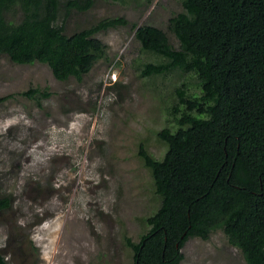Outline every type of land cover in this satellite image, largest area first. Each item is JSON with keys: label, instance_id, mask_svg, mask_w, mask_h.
Listing matches in <instances>:
<instances>
[{"label": "rangeland", "instance_id": "374dc122", "mask_svg": "<svg viewBox=\"0 0 264 264\" xmlns=\"http://www.w3.org/2000/svg\"><path fill=\"white\" fill-rule=\"evenodd\" d=\"M183 10V0H96L74 11L69 34L115 15L136 23L97 33L108 58L81 81L0 54V96H7L0 102V196L12 198L0 210V249L11 264H134L126 237L138 241L160 204L140 144L162 158L167 143L158 131L178 126L169 114L176 87L184 81L201 91L191 72L142 75L144 63L163 57L143 49L135 30L159 26L178 48L168 19ZM35 87L50 94H22ZM182 251L179 264H247L222 229L190 237Z\"/></svg>", "mask_w": 264, "mask_h": 264}, {"label": "trees", "instance_id": "16d2710c", "mask_svg": "<svg viewBox=\"0 0 264 264\" xmlns=\"http://www.w3.org/2000/svg\"><path fill=\"white\" fill-rule=\"evenodd\" d=\"M95 2L0 0V54L44 62L58 79L81 81L108 58L98 32L136 27L115 15L69 34L66 19ZM183 7L168 19L178 48L159 26L135 30L143 49L163 57L144 63L142 75L191 72L201 91L190 92L184 81L176 87L169 114L178 126L158 131L167 143L162 158L140 144L160 204L145 217L149 229L126 242L134 264H179L190 237L208 239L222 229L247 264H264V0H183ZM22 94L50 92L35 87ZM11 205L10 196H0V210ZM0 264H11L1 249Z\"/></svg>", "mask_w": 264, "mask_h": 264}, {"label": "bare ground", "instance_id": "6f19581e", "mask_svg": "<svg viewBox=\"0 0 264 264\" xmlns=\"http://www.w3.org/2000/svg\"><path fill=\"white\" fill-rule=\"evenodd\" d=\"M24 144V143H23ZM40 146V145H39ZM20 152H23V151H20Z\"/></svg>", "mask_w": 264, "mask_h": 264}]
</instances>
